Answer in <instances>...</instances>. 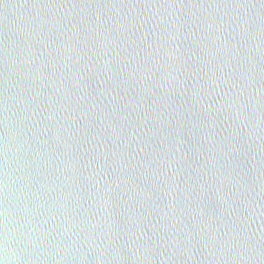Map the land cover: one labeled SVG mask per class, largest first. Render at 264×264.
<instances>
[{
  "label": "water",
  "instance_id": "water-1",
  "mask_svg": "<svg viewBox=\"0 0 264 264\" xmlns=\"http://www.w3.org/2000/svg\"><path fill=\"white\" fill-rule=\"evenodd\" d=\"M0 261L264 264V0H0Z\"/></svg>",
  "mask_w": 264,
  "mask_h": 264
},
{
  "label": "clouds",
  "instance_id": "clouds-1",
  "mask_svg": "<svg viewBox=\"0 0 264 264\" xmlns=\"http://www.w3.org/2000/svg\"><path fill=\"white\" fill-rule=\"evenodd\" d=\"M10 214L6 217V222L4 225V236H3V257L5 261H19L22 258V253L13 247V242L11 240V234L9 231L10 224ZM0 264H4L3 261H0Z\"/></svg>",
  "mask_w": 264,
  "mask_h": 264
}]
</instances>
